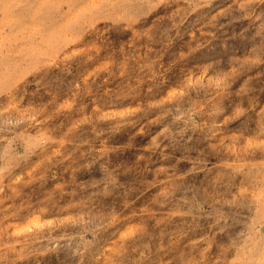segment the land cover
I'll use <instances>...</instances> for the list:
<instances>
[{
  "label": "rangeland",
  "instance_id": "obj_1",
  "mask_svg": "<svg viewBox=\"0 0 264 264\" xmlns=\"http://www.w3.org/2000/svg\"><path fill=\"white\" fill-rule=\"evenodd\" d=\"M0 264H264V0H0Z\"/></svg>",
  "mask_w": 264,
  "mask_h": 264
}]
</instances>
